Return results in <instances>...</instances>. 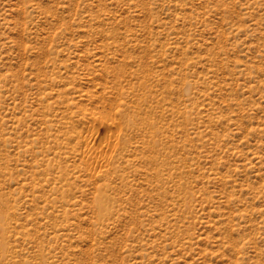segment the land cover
<instances>
[{
	"label": "rangeland",
	"instance_id": "obj_1",
	"mask_svg": "<svg viewBox=\"0 0 264 264\" xmlns=\"http://www.w3.org/2000/svg\"><path fill=\"white\" fill-rule=\"evenodd\" d=\"M0 215V264H264V0H0Z\"/></svg>",
	"mask_w": 264,
	"mask_h": 264
},
{
	"label": "bare ground",
	"instance_id": "obj_2",
	"mask_svg": "<svg viewBox=\"0 0 264 264\" xmlns=\"http://www.w3.org/2000/svg\"><path fill=\"white\" fill-rule=\"evenodd\" d=\"M95 204L99 213H105L107 211V207L105 205V200L103 195H100L96 198ZM0 219H1V215H0ZM0 228H2L1 223H0Z\"/></svg>",
	"mask_w": 264,
	"mask_h": 264
}]
</instances>
